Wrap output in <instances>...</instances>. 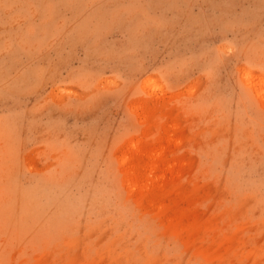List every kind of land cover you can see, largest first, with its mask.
<instances>
[{"label": "rangeland", "instance_id": "rangeland-1", "mask_svg": "<svg viewBox=\"0 0 264 264\" xmlns=\"http://www.w3.org/2000/svg\"><path fill=\"white\" fill-rule=\"evenodd\" d=\"M0 264H264V0H0Z\"/></svg>", "mask_w": 264, "mask_h": 264}]
</instances>
